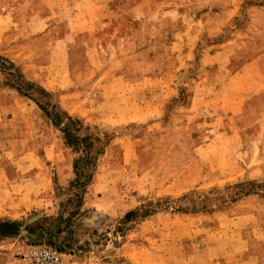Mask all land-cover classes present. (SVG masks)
I'll list each match as a JSON object with an SVG mask.
<instances>
[{
    "label": "rangeland",
    "instance_id": "obj_1",
    "mask_svg": "<svg viewBox=\"0 0 264 264\" xmlns=\"http://www.w3.org/2000/svg\"><path fill=\"white\" fill-rule=\"evenodd\" d=\"M60 31L68 70L51 45ZM16 45L0 58L79 121L92 165L79 169L84 193L70 188L82 149L0 68V205L35 199L0 217V264L34 246L65 264H229V236L264 230V94L239 117L227 103L244 84L222 83L256 50L264 73V0H0V46ZM149 204L156 213L124 222Z\"/></svg>",
    "mask_w": 264,
    "mask_h": 264
},
{
    "label": "crops",
    "instance_id": "obj_2",
    "mask_svg": "<svg viewBox=\"0 0 264 264\" xmlns=\"http://www.w3.org/2000/svg\"><path fill=\"white\" fill-rule=\"evenodd\" d=\"M56 34H57V39L54 40V42H52L51 45L54 48L61 47L63 49L64 61L61 64L62 66L61 68L62 69L66 68V70H68L67 69L68 67L66 66L67 65V46H68L67 44L72 41V39H70L72 35L69 34V32L67 31H64V32L60 31V33L58 32ZM18 49H19L18 45H16V47L8 46L5 49H2V47L0 46V57H4V58L8 57V55H10L8 51H16ZM257 51L258 50H256V54H252V59H250V61H248L247 63L241 65L240 69L234 75L222 80V83L225 86H228L230 84H237V83L244 84V88L241 90L242 91L241 94L243 93L245 96L242 95L240 98L239 96L230 94V98L228 99V103H227L228 107H232L233 105L236 106V110H234L231 113L233 115H239V117L241 116L243 117L244 115H246L247 112H249L248 107L252 105L253 102L258 100V97H260V95L264 94V73H263V68L261 65V60L259 57V52ZM50 64H52V62H50ZM50 66L52 65H49V67L45 68L44 70L49 69ZM85 76H86V73H85ZM68 80L69 78H67L66 74H64V77L62 80L54 81L53 84L59 87L60 89V87L70 82ZM40 84L42 86L44 85L42 82H40ZM247 85H249L248 88H247ZM65 98L69 99V95H66ZM67 110L69 111L70 114H76L79 116L85 115L83 112H80L75 107H71V109L67 107ZM92 116L94 117V115ZM93 117H91L90 119L91 121L93 120ZM261 129L264 130V128H261ZM252 144L255 147H259L258 141H252ZM0 183H1V180H0ZM1 191L2 190L0 189V193H2ZM22 197H23V201H25L23 203L17 199L16 201H14L13 203H10L7 206L0 205V217H3L4 215L9 216L11 218L15 217L21 211H23V209L27 208L25 203H29L32 200H35L34 197L28 193L22 194ZM12 204H15L14 208H12ZM8 207L14 210H10V208ZM7 209H9V211H7ZM248 217L249 216H241V217L236 218V221H239V222L244 221L242 222V224H245ZM252 230H253L252 226L250 225L248 226L246 224V225H243L240 231L237 232V234L239 233V235H236L237 237L229 236L228 238V246H229V253H230V260L228 261L229 264H264V255L263 254L258 255L255 252L251 251L256 246L257 241L259 242L264 241V230L260 229L258 232L253 231L254 234L252 233ZM228 232L231 233L233 231L227 229L226 233Z\"/></svg>",
    "mask_w": 264,
    "mask_h": 264
},
{
    "label": "trees",
    "instance_id": "obj_3",
    "mask_svg": "<svg viewBox=\"0 0 264 264\" xmlns=\"http://www.w3.org/2000/svg\"><path fill=\"white\" fill-rule=\"evenodd\" d=\"M0 68L4 70L3 72L7 71V75L12 79H14L11 82L12 84L10 85V88L16 91L23 98L32 100L30 96V92L34 91L39 93L41 97L46 99L47 101L44 107L39 103L35 102L36 106H38V108L51 120L52 124L63 135L65 143L69 148H72L76 152H79V150L82 149L81 152L84 154V157L78 158L74 163V171L76 178L71 183L70 188L78 189L81 192V194L84 193L85 188L87 186L86 185L87 181L81 180V178H83V175L85 174L83 172H80L79 169L81 165H84L86 167L92 165V161L90 160V157L87 154V151H89L92 147L88 144L86 138L78 137V133L81 129L79 121L73 119L72 117L60 111L59 108L56 106V104L52 103L51 94L47 93L44 89L40 87H36L34 84L30 82H25L22 74L19 72L17 68L16 69L14 68L12 62L0 58ZM89 180L90 179H88V182H90ZM79 199L80 201H82V198ZM168 209L170 208L168 207ZM171 209L174 212L184 213V214L198 212L196 211V209L183 208L182 206H176ZM157 210H158L157 206H153L152 204H149L148 208L143 207L138 209L137 211L129 212L125 216L124 222H132L134 220H137L138 218H145L147 216L156 213ZM8 228H9V224L0 222V237H5V233L8 230Z\"/></svg>",
    "mask_w": 264,
    "mask_h": 264
},
{
    "label": "built area",
    "instance_id": "obj_4",
    "mask_svg": "<svg viewBox=\"0 0 264 264\" xmlns=\"http://www.w3.org/2000/svg\"><path fill=\"white\" fill-rule=\"evenodd\" d=\"M20 264H65L63 254L49 246H34L22 255Z\"/></svg>",
    "mask_w": 264,
    "mask_h": 264
}]
</instances>
